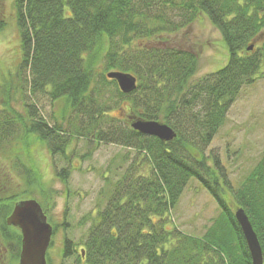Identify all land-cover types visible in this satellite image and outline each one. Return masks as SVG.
Listing matches in <instances>:
<instances>
[{
  "label": "trees",
  "instance_id": "obj_1",
  "mask_svg": "<svg viewBox=\"0 0 264 264\" xmlns=\"http://www.w3.org/2000/svg\"><path fill=\"white\" fill-rule=\"evenodd\" d=\"M2 3L0 32L6 26ZM178 3L12 0L20 54L14 80L26 82L30 95L46 93L62 109L59 120L51 116L52 124L30 105H24L25 115H20L10 105L11 81H7L0 92V151L5 143L18 142L15 158L22 168L18 176L25 188L33 185L45 213L53 206L50 192L43 188L34 163L27 160V166L19 157L18 147L27 140L36 139L51 156L66 161L72 138L136 152L121 178L108 184L104 179L99 194L104 208L98 209L99 204L95 217L85 220L91 223L82 243L83 257L80 250L75 264H252L234 218L238 208L257 236L264 264V152L229 192H224L223 174L216 169L217 175L204 155L242 88L257 77L264 79V0ZM176 5L183 13L180 23L162 12L176 10ZM199 14L220 32L227 62L194 80L197 58L192 53L151 42L191 24ZM111 71L134 76L136 89L121 93L105 76ZM135 120L166 124L176 138L162 142L136 132L130 127ZM69 174L64 168L56 177L65 184ZM190 180L207 190L220 212L200 238L166 228ZM30 191L0 198V245L12 247L11 264L18 263L21 236L5 220L19 199L31 197ZM62 242V259L77 254L72 241Z\"/></svg>",
  "mask_w": 264,
  "mask_h": 264
},
{
  "label": "rangeland",
  "instance_id": "obj_2",
  "mask_svg": "<svg viewBox=\"0 0 264 264\" xmlns=\"http://www.w3.org/2000/svg\"><path fill=\"white\" fill-rule=\"evenodd\" d=\"M175 1L177 4L180 2ZM162 12L167 14V18L180 23V16L183 13L179 10V5H176V10L168 9ZM1 13L6 26L0 32V92L6 82L11 81L9 94L11 107L24 116V105L27 107L30 105L38 117L52 124V115L56 119L60 117L61 104L52 103L46 93L30 95L26 82L22 81L19 84L14 80L20 54L19 32L13 14L12 0H3ZM151 45L192 53L197 58L194 80L214 73L227 62L226 47L220 32L203 14H199L194 22L177 32L155 37ZM113 115L117 117L118 113L115 112ZM1 118L3 117L0 116ZM16 142L5 143L0 151V184H4L0 189V198L31 190L30 198L18 201L34 199L39 203L38 192L33 190V185L31 188H25L24 181L18 176L22 168L15 158L18 146ZM18 148L21 161L27 166L29 164L27 160L34 163L43 188L50 192V202L53 206L46 216L48 222L56 229L51 246L47 250L48 262L75 264L76 256L83 249L82 243L86 239L87 229L91 223L85 220L94 218L97 210L104 208L99 196L105 187L104 179H107L108 184L121 178L136 157V152L115 144L96 143L84 138L70 140L65 154L68 161L60 155L51 156L46 145L34 138L27 140ZM263 152L264 79L257 77L252 85L242 88L231 104L223 125L219 127L205 149L204 155L207 164L214 166L215 173L218 175V170L223 174V183H226L224 192H229V188H237ZM215 160L218 165L214 164ZM64 168H69L70 174L66 183L62 184L56 177V172ZM219 213L216 202L207 190L202 188L198 181L190 180L178 203L171 210L166 228H175L186 235L200 238ZM64 238L74 243L77 253L68 259L61 257ZM11 254L12 247L7 250V247L0 245V264H11Z\"/></svg>",
  "mask_w": 264,
  "mask_h": 264
},
{
  "label": "water",
  "instance_id": "obj_3",
  "mask_svg": "<svg viewBox=\"0 0 264 264\" xmlns=\"http://www.w3.org/2000/svg\"><path fill=\"white\" fill-rule=\"evenodd\" d=\"M251 49L252 46L248 48ZM105 76L116 82L121 93L129 94L136 89L137 80L131 74L111 71ZM130 127L136 132L155 137L162 142L176 138V133L168 125L156 121L135 120ZM234 218L246 241L252 264H263L259 241L244 210L236 209ZM5 222L8 227L17 229L21 236L17 264H47L46 254L51 243L53 228L41 205L34 199L17 201ZM81 256L83 257V251Z\"/></svg>",
  "mask_w": 264,
  "mask_h": 264
}]
</instances>
